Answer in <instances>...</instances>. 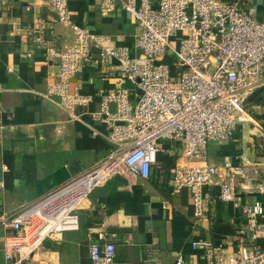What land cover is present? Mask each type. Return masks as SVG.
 Here are the masks:
<instances>
[{"label": "crops", "instance_id": "0c3cea01", "mask_svg": "<svg viewBox=\"0 0 264 264\" xmlns=\"http://www.w3.org/2000/svg\"><path fill=\"white\" fill-rule=\"evenodd\" d=\"M49 1L0 0V264L17 260L6 258L7 241L17 234L6 223L10 217L117 149L96 119L103 94L126 90L133 102L138 96L117 62H102L99 52L70 80V93L89 97L88 104L69 111L60 97L48 94L59 69L29 31L42 24L40 36L59 48L75 41ZM225 1L264 21V0ZM67 2L75 24L139 55L134 42L141 28L121 7L105 14L99 0ZM245 105L231 139L210 144L205 156L187 157L179 144L165 141L148 179L138 174L109 178L78 213L79 229L45 238L25 264H93L91 245L100 241V233L115 244L114 264H174L179 258L183 264H205L203 243L225 255L235 253L238 231L247 222L241 209L207 187L211 202L205 216L196 219L191 191L173 190L164 171L171 165H214L221 175L234 177L240 206H264V86Z\"/></svg>", "mask_w": 264, "mask_h": 264}, {"label": "built area", "instance_id": "2783aa9c", "mask_svg": "<svg viewBox=\"0 0 264 264\" xmlns=\"http://www.w3.org/2000/svg\"><path fill=\"white\" fill-rule=\"evenodd\" d=\"M107 14L121 7L141 31L134 42L139 52L108 45V38L73 22L67 0L47 2L60 24L69 26L74 44L59 48L43 36L42 24L29 31L31 41L46 49V59L58 67L49 95L58 96L71 111L91 99L70 93V80L100 53L105 63L116 61L122 76L138 90L109 91L97 120L106 127L117 149L103 160L51 191L7 220L17 234L6 244V258L25 264L45 238L79 229L78 213L96 188L116 175L138 174L144 179L157 164L165 141L182 147L187 157L205 156L207 147L231 139L246 102L264 86V21L242 12L225 0H99ZM264 7V5H263ZM27 56H31L28 54ZM116 105L115 111L110 104ZM175 191H191L194 216H205L214 187L218 197L241 209L246 225L237 234V251L222 254L209 248L205 264H264V206L237 201V183L214 165L165 169ZM0 187H2L0 183ZM91 245L93 264H114L115 244L99 234ZM174 264H183L182 258Z\"/></svg>", "mask_w": 264, "mask_h": 264}]
</instances>
